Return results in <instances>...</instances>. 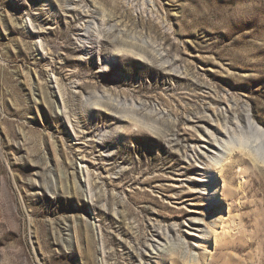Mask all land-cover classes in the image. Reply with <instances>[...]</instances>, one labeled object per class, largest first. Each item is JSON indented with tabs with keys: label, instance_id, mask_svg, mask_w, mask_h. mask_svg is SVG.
Wrapping results in <instances>:
<instances>
[{
	"label": "rangeland",
	"instance_id": "374dc122",
	"mask_svg": "<svg viewBox=\"0 0 264 264\" xmlns=\"http://www.w3.org/2000/svg\"><path fill=\"white\" fill-rule=\"evenodd\" d=\"M212 3L0 0V264H264V38Z\"/></svg>",
	"mask_w": 264,
	"mask_h": 264
},
{
	"label": "clouds",
	"instance_id": "9594fccd",
	"mask_svg": "<svg viewBox=\"0 0 264 264\" xmlns=\"http://www.w3.org/2000/svg\"><path fill=\"white\" fill-rule=\"evenodd\" d=\"M205 13L212 30L227 33L237 25L251 23L254 25L253 41L264 38V0H226L223 4L213 0L211 5L205 6Z\"/></svg>",
	"mask_w": 264,
	"mask_h": 264
},
{
	"label": "bare ground",
	"instance_id": "6f19581e",
	"mask_svg": "<svg viewBox=\"0 0 264 264\" xmlns=\"http://www.w3.org/2000/svg\"><path fill=\"white\" fill-rule=\"evenodd\" d=\"M222 156L220 157V159H223V160H226L227 159V157L228 156H224L222 153H220ZM228 155V154H227ZM241 158H239L238 159V164H240L241 163ZM232 164H230L225 170H224V172L225 171H228V172H230V170L232 169ZM218 168H220V166L218 167ZM223 168V167H222ZM222 170V169H221ZM241 172H242V170H241ZM233 192V191H232ZM225 195H231V192L230 191H227L226 193H225ZM231 243V237H228L227 239L226 238H223V239H219L217 242H216V247L217 248H223V247H226V246H228L229 244ZM174 264H177V261H175L174 260Z\"/></svg>",
	"mask_w": 264,
	"mask_h": 264
},
{
	"label": "snow or ice",
	"instance_id": "6c2138e0",
	"mask_svg": "<svg viewBox=\"0 0 264 264\" xmlns=\"http://www.w3.org/2000/svg\"><path fill=\"white\" fill-rule=\"evenodd\" d=\"M240 151H243V149H240ZM261 166L264 167V162L261 163Z\"/></svg>",
	"mask_w": 264,
	"mask_h": 264
}]
</instances>
